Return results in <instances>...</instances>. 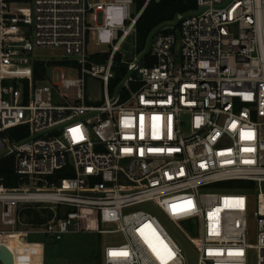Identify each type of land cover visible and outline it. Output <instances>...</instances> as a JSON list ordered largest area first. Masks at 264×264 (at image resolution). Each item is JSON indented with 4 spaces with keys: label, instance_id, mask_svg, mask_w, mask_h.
I'll list each match as a JSON object with an SVG mask.
<instances>
[{
    "label": "built area",
    "instance_id": "1",
    "mask_svg": "<svg viewBox=\"0 0 264 264\" xmlns=\"http://www.w3.org/2000/svg\"><path fill=\"white\" fill-rule=\"evenodd\" d=\"M196 1L119 75L116 54L143 11L134 0H0V159H13L19 183L0 178V222L12 227L0 245L10 232L88 231L123 237L103 264H248L255 223L264 264V0ZM92 34L111 47L104 62L89 53ZM37 61L80 76L40 85ZM87 77L102 97L86 95ZM67 167L73 176L49 179ZM21 203L53 216L16 230ZM195 218L197 235L183 224Z\"/></svg>",
    "mask_w": 264,
    "mask_h": 264
},
{
    "label": "rangeland",
    "instance_id": "2",
    "mask_svg": "<svg viewBox=\"0 0 264 264\" xmlns=\"http://www.w3.org/2000/svg\"><path fill=\"white\" fill-rule=\"evenodd\" d=\"M132 13L135 15L138 8L135 4L131 6ZM111 47L107 44L96 45V35L92 34L89 45V53L108 52ZM43 58L56 57V50L43 51ZM122 60L133 59L138 53L135 48V33L130 35L121 47L119 52ZM142 53V52H141ZM43 62V61H42ZM46 70L44 79L39 80V84L62 83L64 79L73 80L79 78V71L75 65L66 63L44 62ZM86 95L91 99L103 96L101 83L92 77L86 78ZM51 181H57L56 178H49ZM264 188V185H263ZM18 213L19 223L14 228L16 230H32L38 226L28 224L29 216L26 211H38L42 217L46 216L48 209L42 204H20ZM251 230L248 243V264H257L256 244L257 227L255 223H251ZM98 226V223H95ZM175 230L182 237L184 233L179 227L174 225ZM12 227H5L0 222V230ZM173 237L176 236L172 233ZM41 235L29 234V236H21L20 234L9 235L15 241V251L7 252L6 256L10 264H103V252L108 244H119L123 242V237L119 234L101 235L96 232L79 231L69 232L65 234L60 241H56L49 237H40ZM11 242V241H10ZM44 243L43 245H41ZM5 244V243H4ZM6 245V244H5ZM0 264L2 262L0 261Z\"/></svg>",
    "mask_w": 264,
    "mask_h": 264
},
{
    "label": "trees",
    "instance_id": "3",
    "mask_svg": "<svg viewBox=\"0 0 264 264\" xmlns=\"http://www.w3.org/2000/svg\"><path fill=\"white\" fill-rule=\"evenodd\" d=\"M134 4L138 8V12L142 9V13L139 16L136 23L135 31V48L136 52L140 54L144 51L146 47V42L149 34L158 25L173 20L179 13H190L197 8L196 0H134ZM108 58L107 52H98L93 55V59L97 62H104ZM116 60L120 62V67L117 68L118 74H122L126 65L121 63L122 55L121 53L116 54ZM53 63V62H51ZM46 70V65L42 61H37L34 64V79L42 80L44 79V73ZM18 130H13V133ZM19 138V136H16ZM69 168H65L56 172L53 178L61 179L69 176H73V173L69 172ZM4 178V183L7 186L15 187L18 186V177L14 173L13 159L12 158H2L0 159V178ZM51 177V178H52ZM231 186L234 187H246L245 182H232ZM46 216L42 217L38 211H26L27 215L30 217L28 224L33 226H41L53 216L51 210H47ZM45 237L41 235L40 237ZM15 243V241H14ZM15 251V249H14Z\"/></svg>",
    "mask_w": 264,
    "mask_h": 264
},
{
    "label": "water",
    "instance_id": "4",
    "mask_svg": "<svg viewBox=\"0 0 264 264\" xmlns=\"http://www.w3.org/2000/svg\"><path fill=\"white\" fill-rule=\"evenodd\" d=\"M143 207L154 210L153 206L151 204L144 205ZM183 224L189 226L192 229L193 234L197 235V233H198V220H197V218L183 221ZM185 246H186L188 252L192 255V257L195 260V257L193 256V253L190 250V248L187 245H185ZM4 250H5V246L1 245L0 246V261L2 262V264H8V259L4 254Z\"/></svg>",
    "mask_w": 264,
    "mask_h": 264
},
{
    "label": "bare ground",
    "instance_id": "5",
    "mask_svg": "<svg viewBox=\"0 0 264 264\" xmlns=\"http://www.w3.org/2000/svg\"><path fill=\"white\" fill-rule=\"evenodd\" d=\"M15 233H18V232H10L9 233V235H11V234H15ZM9 235H7V240H6V245L5 244H2V245H4L5 246V250H4V254H5V256H6V253H7V250L8 249H10V247H9ZM150 239V241L153 243L152 245H153V247L152 248H155L157 245L159 246V245H161V243H160V241H159V239L152 233V232H150L149 233V236H148ZM160 243V244H159ZM161 247H162V245H161ZM156 249V248H155ZM7 257V256H6ZM8 259V258H7ZM8 264H10L9 263V260H8Z\"/></svg>",
    "mask_w": 264,
    "mask_h": 264
},
{
    "label": "snow or ice",
    "instance_id": "6",
    "mask_svg": "<svg viewBox=\"0 0 264 264\" xmlns=\"http://www.w3.org/2000/svg\"><path fill=\"white\" fill-rule=\"evenodd\" d=\"M243 138V137H242ZM246 138H248V139H251V135L250 134H248L247 135V137ZM246 151H251V149H245ZM190 203V202H189ZM173 207H175V206H173ZM151 246V245H150ZM155 250V249H154ZM111 255H123V256H126L127 255V253L126 252H121V253H116V252H113V253H110Z\"/></svg>",
    "mask_w": 264,
    "mask_h": 264
},
{
    "label": "crops",
    "instance_id": "7",
    "mask_svg": "<svg viewBox=\"0 0 264 264\" xmlns=\"http://www.w3.org/2000/svg\"><path fill=\"white\" fill-rule=\"evenodd\" d=\"M15 234H19V232L18 233H15ZM11 241V242H10ZM15 243H14V239H12L11 240V238H10V240H9V247H10V249H8L7 250V252H14V249H15V245H14ZM44 244V243H43ZM1 246V245H0Z\"/></svg>",
    "mask_w": 264,
    "mask_h": 264
}]
</instances>
